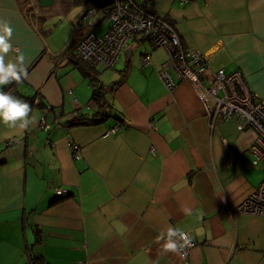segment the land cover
<instances>
[{"label":"crops","instance_id":"0c3cea01","mask_svg":"<svg viewBox=\"0 0 264 264\" xmlns=\"http://www.w3.org/2000/svg\"><path fill=\"white\" fill-rule=\"evenodd\" d=\"M40 8L0 0V20L13 28L6 61L23 54L28 71L7 91L32 108L26 129L0 122V264H264V216L234 209L264 177L249 150L256 131L212 124L185 79L168 90L167 50L141 36L115 65L112 114L71 126L76 112L97 107L90 76L62 53L75 54L91 25L75 22L69 42L53 41L44 21L63 12ZM155 9L185 49L203 52L211 69L240 70L264 99V0H156ZM100 29L106 22L95 18ZM168 226L194 242L187 260L156 242Z\"/></svg>","mask_w":264,"mask_h":264},{"label":"built area","instance_id":"2783aa9c","mask_svg":"<svg viewBox=\"0 0 264 264\" xmlns=\"http://www.w3.org/2000/svg\"><path fill=\"white\" fill-rule=\"evenodd\" d=\"M95 18L106 22L104 33L97 34L93 30ZM79 21L91 26L79 36L75 54L95 67H115L123 50L136 36L148 40L154 48H166L168 58L160 69L166 88L172 90L177 79H185L200 98L212 124L217 120H232L239 129H254L256 136L249 146L253 164L264 162V99L251 89L240 70L226 72L223 68H209L206 55L196 48L185 49L176 29L166 18L148 12L144 0H99L97 5L85 7ZM150 60L151 52L142 56L143 63ZM114 130L113 126L110 132ZM76 147L74 150L78 151ZM58 193L64 191L60 188ZM234 209L264 216V177ZM193 245L191 239V246L181 250L182 260L188 259Z\"/></svg>","mask_w":264,"mask_h":264},{"label":"clouds","instance_id":"9594fccd","mask_svg":"<svg viewBox=\"0 0 264 264\" xmlns=\"http://www.w3.org/2000/svg\"><path fill=\"white\" fill-rule=\"evenodd\" d=\"M12 26L5 20H0V122L11 127L19 123L21 129H26L32 121L29 113L31 105L23 99L13 96L11 92L3 91V86L12 82H22L28 78L27 65L23 54L17 55L14 60L6 61V56L12 50ZM65 191V190H64ZM161 245L164 253H180L185 247L191 246V238L180 228L168 226L161 230L156 242Z\"/></svg>","mask_w":264,"mask_h":264},{"label":"trees","instance_id":"16d2710c","mask_svg":"<svg viewBox=\"0 0 264 264\" xmlns=\"http://www.w3.org/2000/svg\"><path fill=\"white\" fill-rule=\"evenodd\" d=\"M20 1H21L22 8L27 7V12L34 10V7L32 6V2L30 0H20ZM86 2L88 1L87 0H72L73 5H82V4H85ZM144 2L146 3V10L152 14H156V9H155L156 0H144ZM164 18L168 19L167 17H164ZM76 33H77V30L75 34ZM76 42L77 41L75 38L72 43V46H74V48H75ZM71 48L72 47L68 49V52H63L62 56H66V58H68L70 62L74 63L75 66H77L78 69L84 75L90 76V86L92 89L91 102L97 107V109L91 114L83 113L81 111L76 112L74 117H72V119H70L68 123L71 126L95 124L97 122L102 121L104 118L112 114V111L110 109V106L112 105L108 98V92L113 91L118 85L120 80H114L110 84H104L103 82L100 81L99 77L95 73L97 67L92 66L87 61L80 59L74 53L70 55L69 50H71ZM12 83L3 86L2 90L5 92H8L7 91L8 86L11 85ZM113 115L116 116V114H113ZM73 153L74 155L75 154L78 156L80 155L79 152L75 150ZM76 155L75 157H78ZM30 262L31 264H46L45 261L42 259V257H38V256L31 257Z\"/></svg>","mask_w":264,"mask_h":264},{"label":"rangeland","instance_id":"374dc122","mask_svg":"<svg viewBox=\"0 0 264 264\" xmlns=\"http://www.w3.org/2000/svg\"><path fill=\"white\" fill-rule=\"evenodd\" d=\"M32 2V6L36 10L39 9L38 0H30ZM88 4H98L99 0H87ZM101 1V0H100ZM87 2L85 3V5ZM85 5H73L72 0H56L54 5L50 7H46L47 11L51 12H60L59 14H53L49 17H46V21H44V27L47 30H52L48 37L53 41L64 42L70 41V39L75 34V22L77 25H80L78 15L85 9ZM72 6V7H71ZM71 7L69 10L68 8ZM44 8V7H43ZM41 9V8H40ZM97 33L102 34L104 33L103 30H97ZM119 64V62H118ZM115 67H104L102 65H98L97 71L99 75V79L105 83H110L116 75L118 74L117 70L121 68V65ZM85 86L90 89L89 84L87 81L85 82ZM31 104L30 102H28Z\"/></svg>","mask_w":264,"mask_h":264},{"label":"water","instance_id":"95a60500","mask_svg":"<svg viewBox=\"0 0 264 264\" xmlns=\"http://www.w3.org/2000/svg\"><path fill=\"white\" fill-rule=\"evenodd\" d=\"M55 2V0H38V5L40 7H50L51 5H53ZM129 51H125L124 52V56H129V52H130V49H128ZM63 191L66 190L64 188H61Z\"/></svg>","mask_w":264,"mask_h":264},{"label":"flooded vegetation","instance_id":"af4514ba","mask_svg":"<svg viewBox=\"0 0 264 264\" xmlns=\"http://www.w3.org/2000/svg\"><path fill=\"white\" fill-rule=\"evenodd\" d=\"M43 12V11H42ZM37 14H39V11H36Z\"/></svg>","mask_w":264,"mask_h":264}]
</instances>
